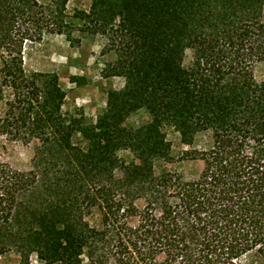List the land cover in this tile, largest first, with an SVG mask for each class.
Returning <instances> with one entry per match:
<instances>
[{
	"label": "trees",
	"instance_id": "trees-1",
	"mask_svg": "<svg viewBox=\"0 0 264 264\" xmlns=\"http://www.w3.org/2000/svg\"><path fill=\"white\" fill-rule=\"evenodd\" d=\"M90 2L70 18L67 0H0V137L35 144L27 172L0 157V259L264 264V0ZM76 32L105 37L106 76L125 81L95 122L64 113L58 75L26 70ZM141 110L150 122L128 128Z\"/></svg>",
	"mask_w": 264,
	"mask_h": 264
},
{
	"label": "rangeland",
	"instance_id": "rangeland-1",
	"mask_svg": "<svg viewBox=\"0 0 264 264\" xmlns=\"http://www.w3.org/2000/svg\"><path fill=\"white\" fill-rule=\"evenodd\" d=\"M42 5H49L52 0H38ZM67 15L73 17L76 11H88L90 0H67ZM76 25L80 23L74 21ZM80 26V25H79ZM76 41L70 43L62 36H48L38 47L29 50L26 61V70L29 72L52 73L59 77L60 85L66 93L64 113L74 115L83 114L88 122H95L107 106V97L110 91H121L125 87L122 78L106 76L109 64L117 60V55L108 44V40L101 36L86 35L76 32ZM191 64V54H187L185 66ZM255 78L264 83V63L253 67ZM0 105V115L3 113ZM147 111L141 110L133 114L126 126L139 129L150 122ZM168 140L173 145L176 154L181 150L179 135L168 130ZM35 144L26 146L21 142H12L0 137V157L14 170L27 172L31 169L34 157ZM121 157L127 161L132 160L129 152H121ZM170 168V167H169ZM166 169L162 162H156V171L161 173ZM186 177H192L200 169L199 165L173 166ZM95 213L93 221L97 222ZM32 264H42L36 256L31 259ZM0 264H19L15 256L0 259Z\"/></svg>",
	"mask_w": 264,
	"mask_h": 264
}]
</instances>
